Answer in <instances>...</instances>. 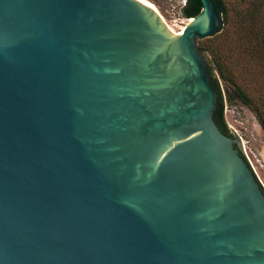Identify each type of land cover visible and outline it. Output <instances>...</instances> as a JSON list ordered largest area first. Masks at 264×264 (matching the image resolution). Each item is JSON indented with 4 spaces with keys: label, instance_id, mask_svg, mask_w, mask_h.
<instances>
[{
    "label": "water",
    "instance_id": "1",
    "mask_svg": "<svg viewBox=\"0 0 264 264\" xmlns=\"http://www.w3.org/2000/svg\"><path fill=\"white\" fill-rule=\"evenodd\" d=\"M201 2L177 32L147 0H0V264H264Z\"/></svg>",
    "mask_w": 264,
    "mask_h": 264
},
{
    "label": "trees",
    "instance_id": "2",
    "mask_svg": "<svg viewBox=\"0 0 264 264\" xmlns=\"http://www.w3.org/2000/svg\"><path fill=\"white\" fill-rule=\"evenodd\" d=\"M152 1L158 4L155 0ZM213 1L224 18L226 28L210 38L201 39L200 48L202 52L208 51L212 57L208 64V71L218 96L219 105V109L214 114V120L223 133L230 137L235 136L224 116L227 94L229 102L239 99L250 107L264 130V93L260 96L254 95L244 79L253 66L264 78V0H249L247 6L235 9L234 17L237 26H232V28L238 27V38L228 35L230 26L227 27V25L231 23L232 17L225 1ZM202 9L201 0H187L182 7V15L189 19L197 16ZM241 52L247 54L244 59L246 62L244 69L240 68L235 61L237 53ZM222 83L226 86V94H224ZM241 155L248 162L243 152ZM262 189L264 190L263 187Z\"/></svg>",
    "mask_w": 264,
    "mask_h": 264
},
{
    "label": "rangeland",
    "instance_id": "3",
    "mask_svg": "<svg viewBox=\"0 0 264 264\" xmlns=\"http://www.w3.org/2000/svg\"><path fill=\"white\" fill-rule=\"evenodd\" d=\"M152 1V0H151ZM158 4V10L165 17L167 22L175 29L180 30L187 25L188 18L182 15L183 0H155ZM227 4L230 15L232 17L228 29V35L238 38L239 32L234 12L236 8L247 6L249 0H224ZM153 2V1H152ZM226 28V25L223 27ZM219 34V33H218ZM212 37V36H211ZM209 44H211L209 42ZM204 54L207 56L209 62L212 57L208 51ZM246 53H237L236 62L239 67L244 69L246 66ZM245 80L254 95L260 96L264 93V78L255 66L249 73H246ZM255 74V75H253ZM224 94H226V86L222 83ZM224 116L228 127L240 138L242 142L243 152L253 169L258 181L264 188V130L261 126L254 111L248 107L244 102L235 99L229 102L227 94L225 99Z\"/></svg>",
    "mask_w": 264,
    "mask_h": 264
},
{
    "label": "bare ground",
    "instance_id": "4",
    "mask_svg": "<svg viewBox=\"0 0 264 264\" xmlns=\"http://www.w3.org/2000/svg\"><path fill=\"white\" fill-rule=\"evenodd\" d=\"M148 2H149V4L152 6V7H154L155 9H157L158 10V7L156 6V4L154 3V2H152L151 0H147ZM159 11V10H158ZM161 15H162V13H161ZM162 17H163V19H164V21L167 23V25L169 26V27H171L172 29H174L168 22H167V20L165 19V17L162 15ZM193 20V18H189L188 19V21H187V24H188V22H190V21H192ZM186 27V26H185ZM185 27H183V28H185ZM182 28V29H183ZM182 29H180V30H175V31H177V32H180Z\"/></svg>",
    "mask_w": 264,
    "mask_h": 264
},
{
    "label": "built area",
    "instance_id": "5",
    "mask_svg": "<svg viewBox=\"0 0 264 264\" xmlns=\"http://www.w3.org/2000/svg\"><path fill=\"white\" fill-rule=\"evenodd\" d=\"M184 1V5L186 4V0H183Z\"/></svg>",
    "mask_w": 264,
    "mask_h": 264
}]
</instances>
